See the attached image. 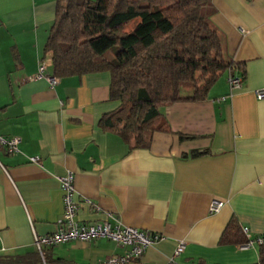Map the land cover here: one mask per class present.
<instances>
[{"label":"crops","instance_id":"obj_1","mask_svg":"<svg viewBox=\"0 0 264 264\" xmlns=\"http://www.w3.org/2000/svg\"><path fill=\"white\" fill-rule=\"evenodd\" d=\"M211 3L210 22L224 56L238 65L232 72L242 77L241 88L231 91V71H223L204 100L163 107L172 133L157 131L148 148L130 149L99 126L118 105L109 98L108 72L59 78L53 88L29 79L39 62L52 75L45 44L56 1L0 0V135L20 139L17 152L0 146V257L34 253V235L59 228V177L72 172L81 222L110 212L111 226L163 236L126 264H166L180 240L182 264L258 262L259 244L241 247L221 237L231 221L243 236L246 227L250 239L264 237V98L255 93L264 90V0ZM214 198L223 206L209 213ZM124 251L96 238L42 254L49 264H100Z\"/></svg>","mask_w":264,"mask_h":264},{"label":"trees","instance_id":"obj_2","mask_svg":"<svg viewBox=\"0 0 264 264\" xmlns=\"http://www.w3.org/2000/svg\"><path fill=\"white\" fill-rule=\"evenodd\" d=\"M55 1L45 44L52 76L108 72L109 98L118 105L99 126L130 149L148 148L157 131L172 133L165 105L204 100L223 71L238 67L224 56L221 36L210 22L211 0ZM191 137L179 133L180 139ZM261 238L255 264H264ZM246 241L235 221L221 237L223 243ZM0 264L49 263L36 251L0 257ZM54 264L70 263L57 258Z\"/></svg>","mask_w":264,"mask_h":264},{"label":"built area","instance_id":"obj_3","mask_svg":"<svg viewBox=\"0 0 264 264\" xmlns=\"http://www.w3.org/2000/svg\"><path fill=\"white\" fill-rule=\"evenodd\" d=\"M29 79H44L51 88L59 81L58 77L45 74L44 65L41 62H39L36 72ZM227 83L231 91L238 90L241 88L242 77L230 72L227 76ZM255 93L258 99L264 98V90H257ZM19 141L18 137L5 138L0 135V146L4 147L9 153L18 151ZM29 160L36 162L38 158L33 156ZM59 182L63 201L59 228L50 234L34 235L33 244L39 254L42 255L45 247H52L70 241H90L96 238H106L125 247V251L122 254L103 260L100 264H126L140 258L149 246L163 239L161 234L139 230L132 226H123L119 223L111 226L108 221L112 217L110 212H104V218L100 221L94 223L81 222L77 215L78 205L73 198L75 191L73 173L68 172L64 176L59 177ZM85 201L90 203L89 200ZM222 206L223 200L214 198L210 202L208 211L209 213L218 212ZM94 207L96 211H99L97 206ZM242 231L247 236V241L245 244H241V247L253 246L262 242L261 237L250 239L246 227H243ZM184 248L185 242L183 240L178 241L166 264H182L178 262L177 258L184 251ZM2 251H4L3 248H0V253Z\"/></svg>","mask_w":264,"mask_h":264}]
</instances>
